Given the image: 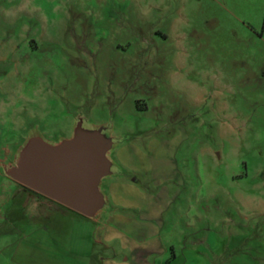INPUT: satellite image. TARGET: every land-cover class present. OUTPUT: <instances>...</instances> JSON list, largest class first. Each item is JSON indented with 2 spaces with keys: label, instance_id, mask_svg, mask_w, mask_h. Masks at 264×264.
<instances>
[{
  "label": "rangeland",
  "instance_id": "obj_1",
  "mask_svg": "<svg viewBox=\"0 0 264 264\" xmlns=\"http://www.w3.org/2000/svg\"><path fill=\"white\" fill-rule=\"evenodd\" d=\"M79 130L111 208L0 201V264H264V0H0V166Z\"/></svg>",
  "mask_w": 264,
  "mask_h": 264
},
{
  "label": "water",
  "instance_id": "obj_2",
  "mask_svg": "<svg viewBox=\"0 0 264 264\" xmlns=\"http://www.w3.org/2000/svg\"><path fill=\"white\" fill-rule=\"evenodd\" d=\"M39 140L25 149L12 178L84 216L95 215L103 204L98 187L111 166L100 138L79 130L52 147Z\"/></svg>",
  "mask_w": 264,
  "mask_h": 264
},
{
  "label": "crops",
  "instance_id": "obj_3",
  "mask_svg": "<svg viewBox=\"0 0 264 264\" xmlns=\"http://www.w3.org/2000/svg\"><path fill=\"white\" fill-rule=\"evenodd\" d=\"M2 160V157H0V161ZM1 169L6 178V183L8 184L6 187H9L10 189L13 188V193L8 195L4 192V189L1 186L0 201H6L9 202V204L12 203L11 205L13 207L11 208L10 216L13 218L26 217L28 220H50L53 217H64L65 215H68L70 211H73L86 219L99 222V216L103 213V209L111 208L107 194L104 190H101L103 195V204L101 208L91 217L84 216L32 188L18 183L13 178L10 179L8 169H6L3 165L0 166V170ZM100 241L101 237L97 240V242L100 243ZM109 262L111 264H122L118 259H111V261L109 259H105L101 264H110Z\"/></svg>",
  "mask_w": 264,
  "mask_h": 264
}]
</instances>
